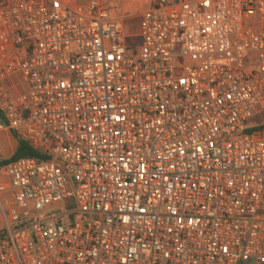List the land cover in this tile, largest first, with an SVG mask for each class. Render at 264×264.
Wrapping results in <instances>:
<instances>
[{
    "label": "built area",
    "instance_id": "obj_1",
    "mask_svg": "<svg viewBox=\"0 0 264 264\" xmlns=\"http://www.w3.org/2000/svg\"><path fill=\"white\" fill-rule=\"evenodd\" d=\"M0 0V264H264V0Z\"/></svg>",
    "mask_w": 264,
    "mask_h": 264
},
{
    "label": "rangeland",
    "instance_id": "obj_2",
    "mask_svg": "<svg viewBox=\"0 0 264 264\" xmlns=\"http://www.w3.org/2000/svg\"><path fill=\"white\" fill-rule=\"evenodd\" d=\"M116 17L123 18L129 34H137L140 15L150 6L149 0H101ZM264 117V116H263ZM17 148V140L11 132L0 133V161L11 158Z\"/></svg>",
    "mask_w": 264,
    "mask_h": 264
},
{
    "label": "trees",
    "instance_id": "obj_3",
    "mask_svg": "<svg viewBox=\"0 0 264 264\" xmlns=\"http://www.w3.org/2000/svg\"><path fill=\"white\" fill-rule=\"evenodd\" d=\"M14 136V138L17 140V148L14 153V155L9 158L8 160H1L0 161V167L9 163L17 162L22 159L26 158H35L39 160L46 159L42 153L35 150L27 141L19 138L17 135H15L13 132H11Z\"/></svg>",
    "mask_w": 264,
    "mask_h": 264
},
{
    "label": "crops",
    "instance_id": "obj_4",
    "mask_svg": "<svg viewBox=\"0 0 264 264\" xmlns=\"http://www.w3.org/2000/svg\"><path fill=\"white\" fill-rule=\"evenodd\" d=\"M2 226H3V220H2V215H1V212H0V230L2 229Z\"/></svg>",
    "mask_w": 264,
    "mask_h": 264
}]
</instances>
